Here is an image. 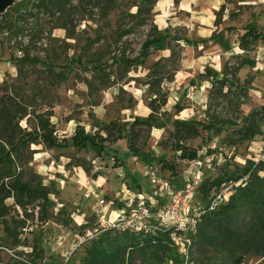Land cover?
Returning <instances> with one entry per match:
<instances>
[{
	"label": "rangeland",
	"instance_id": "374dc122",
	"mask_svg": "<svg viewBox=\"0 0 264 264\" xmlns=\"http://www.w3.org/2000/svg\"><path fill=\"white\" fill-rule=\"evenodd\" d=\"M19 1L12 0L0 18L8 8H20ZM139 2L118 0L102 10L88 0H72L66 15L29 17L22 37L0 30V96L14 95L23 104V132L39 135L41 117L59 144L48 147L38 137L30 143L28 162L12 167L29 188L46 194L32 196L24 212L13 198L5 200L18 214L20 242L2 244L26 261L40 251L36 264H77L85 244L68 260L64 254L75 244L79 225L95 224L96 198L103 194L120 205L127 190L149 194L152 182L145 172L151 166L182 187L195 172L190 162L205 156L214 160L210 167L203 162L202 181L235 172L247 160L264 161V133L232 143L240 117L264 105V41L256 40L250 50L239 45L245 28L264 35V0H157L150 14L137 13ZM153 36L164 41L163 49L145 48ZM170 48L179 54L171 75L165 66ZM22 57L17 71L15 61ZM242 60L250 63L238 70V84L212 92V78ZM155 63L166 76L159 95L148 92L146 84ZM207 108L234 124H223L218 135L201 129ZM149 116L150 125L134 127L136 150H128L123 134L134 119ZM176 121L196 124L199 134L176 143ZM77 130L100 145H76L72 135ZM199 245L172 248L181 264H234L214 246L206 244L202 252ZM18 262L0 250V264ZM238 264H264V259L245 256Z\"/></svg>",
	"mask_w": 264,
	"mask_h": 264
},
{
	"label": "trees",
	"instance_id": "16d2710c",
	"mask_svg": "<svg viewBox=\"0 0 264 264\" xmlns=\"http://www.w3.org/2000/svg\"><path fill=\"white\" fill-rule=\"evenodd\" d=\"M72 0H20L15 5L20 8H8L0 18V30L13 36L15 39L24 36L27 19L33 15L41 14L48 18L57 13L66 15L71 7ZM78 1V0H77ZM94 7L102 10L107 9L117 3L118 0H88ZM157 0H140L137 5V13L142 10L150 14L152 7ZM12 10V11H11ZM216 25L220 22H215ZM256 40L264 41V35L254 33L252 28H245L244 34L240 37L239 45L242 49L250 50L252 43ZM153 46L158 49L164 48V41L153 36L146 41L145 48ZM171 54L165 58L170 67V75L178 68L179 54L173 48H170ZM25 57L18 58L15 61L17 71H21V64ZM250 62L242 60L237 66L223 67L220 78H212L211 91L224 87L230 90L231 82L238 84L236 74L238 70ZM158 63L154 64L149 71L147 80V90L152 95H159L162 80L166 79L162 68H157ZM155 71V73H154ZM171 79V76L168 78ZM210 92V94L212 93ZM210 98V95H209ZM210 101V99H209ZM206 123L199 124L201 129L218 135L221 132L222 125L234 124L230 117L221 118L210 113L207 108ZM26 115V109L19 99L14 95L3 93L0 96V226L3 235L0 236V245L2 240L8 245H19L20 238L17 232L19 225L18 214L12 206L7 205L5 200L13 198L15 205H18L23 212L26 206L30 204V198L34 195L44 196L40 188H29L20 173H12V167H23L28 162L30 154V143H33L38 137L48 147L59 146L56 139L52 136L49 129V122L40 117L38 135L35 131L23 132L19 125L20 120ZM150 116L146 120L134 119L129 130L123 134L122 138L127 142V148L135 151V140L138 132L134 127L141 124L150 125ZM264 120V105H261L248 114L240 117L241 125L236 129L239 135L232 143H239L250 140L254 135L263 134L261 124ZM175 142L179 143L185 137H193L199 134L196 124L175 122ZM106 127H110L107 125ZM107 130L109 128H106ZM121 134H119L120 136ZM72 140L76 145L85 146L90 144L93 147L99 146L93 138H88L84 133L78 130L72 135ZM26 152V153H25ZM197 157L195 151L189 155L190 159ZM94 178L97 176L94 175ZM246 177L242 182L233 186L232 194L228 201L220 204L214 211H208L201 215L196 235L192 240V245L199 242L200 250L204 252L208 245L214 246L222 253H225L234 264L241 263L245 256H253L264 259V161L252 162L247 160L241 169L235 172L225 173L217 176L213 180H203L198 187V191L204 200L213 188H218L222 183L238 182ZM38 189V190H36ZM92 224L78 227L83 229L91 227ZM8 239L10 241L8 242ZM191 245V246H192ZM83 254L80 256L77 264H142L146 260H151L157 264H181L182 259L176 253L164 232L155 234L132 233L126 230H117L109 228L88 240L83 246ZM41 259V252L33 254V258L27 262H18V264H36Z\"/></svg>",
	"mask_w": 264,
	"mask_h": 264
},
{
	"label": "built area",
	"instance_id": "2783aa9c",
	"mask_svg": "<svg viewBox=\"0 0 264 264\" xmlns=\"http://www.w3.org/2000/svg\"><path fill=\"white\" fill-rule=\"evenodd\" d=\"M218 156L219 158L216 156L215 159L220 160L221 156ZM213 157L205 156L204 160L190 162L195 172L182 187L161 177L158 168L151 166L145 172V176L152 182L149 194L145 191L130 193L127 190V194L120 200L122 201L120 205L106 200L103 194L99 195L93 207L95 224L75 233L76 242L70 251L64 254L65 259L68 260L81 245L109 228L150 235L164 232L172 247L182 245L186 251L192 245L201 215L214 211L220 204L228 201L233 186L246 179L244 177L238 182L222 183L218 188H213L208 199L204 200L198 191L202 182L203 162L210 167ZM86 223L84 221L83 225ZM0 250L7 251L18 261L27 262L3 245H0Z\"/></svg>",
	"mask_w": 264,
	"mask_h": 264
},
{
	"label": "water",
	"instance_id": "95a60500",
	"mask_svg": "<svg viewBox=\"0 0 264 264\" xmlns=\"http://www.w3.org/2000/svg\"><path fill=\"white\" fill-rule=\"evenodd\" d=\"M12 0H0V12L8 7L9 3L11 2Z\"/></svg>",
	"mask_w": 264,
	"mask_h": 264
},
{
	"label": "crops",
	"instance_id": "0c3cea01",
	"mask_svg": "<svg viewBox=\"0 0 264 264\" xmlns=\"http://www.w3.org/2000/svg\"><path fill=\"white\" fill-rule=\"evenodd\" d=\"M257 258H258V257H257ZM259 259L263 260V258H259Z\"/></svg>",
	"mask_w": 264,
	"mask_h": 264
}]
</instances>
